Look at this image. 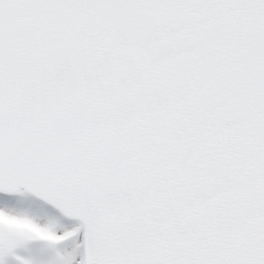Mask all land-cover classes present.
I'll return each mask as SVG.
<instances>
[{
	"label": "snow or ice",
	"instance_id": "6c2138e0",
	"mask_svg": "<svg viewBox=\"0 0 264 264\" xmlns=\"http://www.w3.org/2000/svg\"><path fill=\"white\" fill-rule=\"evenodd\" d=\"M0 264H264V0H0Z\"/></svg>",
	"mask_w": 264,
	"mask_h": 264
}]
</instances>
